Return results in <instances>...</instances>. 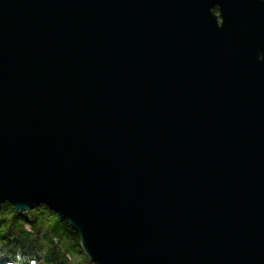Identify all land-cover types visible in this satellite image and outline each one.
Masks as SVG:
<instances>
[{"label":"water","instance_id":"obj_1","mask_svg":"<svg viewBox=\"0 0 264 264\" xmlns=\"http://www.w3.org/2000/svg\"><path fill=\"white\" fill-rule=\"evenodd\" d=\"M5 202L95 264H264V0H0Z\"/></svg>","mask_w":264,"mask_h":264},{"label":"trees","instance_id":"obj_2","mask_svg":"<svg viewBox=\"0 0 264 264\" xmlns=\"http://www.w3.org/2000/svg\"><path fill=\"white\" fill-rule=\"evenodd\" d=\"M0 264H95L73 226L45 204L18 212L0 209Z\"/></svg>","mask_w":264,"mask_h":264},{"label":"flooded vegetation","instance_id":"obj_3","mask_svg":"<svg viewBox=\"0 0 264 264\" xmlns=\"http://www.w3.org/2000/svg\"><path fill=\"white\" fill-rule=\"evenodd\" d=\"M213 10H214V13H215L216 15H218V16L220 15V11H219V7H218V6H216ZM218 20H219L218 22L221 24V19H220V17H219Z\"/></svg>","mask_w":264,"mask_h":264}]
</instances>
